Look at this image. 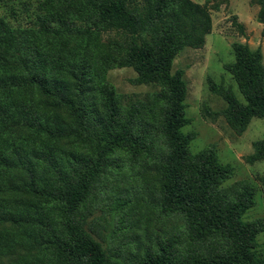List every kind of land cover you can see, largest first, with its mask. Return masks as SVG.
I'll use <instances>...</instances> for the list:
<instances>
[{"label": "trees", "instance_id": "16d2710c", "mask_svg": "<svg viewBox=\"0 0 264 264\" xmlns=\"http://www.w3.org/2000/svg\"><path fill=\"white\" fill-rule=\"evenodd\" d=\"M139 1L0 0V264H264L254 251L262 226L242 220L252 190L220 187L231 168L211 147L192 155L181 131L186 82L171 67L202 45L207 9ZM110 31L118 40L102 43ZM231 47L225 69L244 102L212 90L240 134L264 118V64L259 49ZM126 67L135 85L159 88L144 103L123 104L107 81L108 70ZM252 146L249 160H263L264 140ZM127 163L151 172L150 204L176 224L163 242L136 236L128 257H113L87 231L85 212Z\"/></svg>", "mask_w": 264, "mask_h": 264}, {"label": "rangeland", "instance_id": "374dc122", "mask_svg": "<svg viewBox=\"0 0 264 264\" xmlns=\"http://www.w3.org/2000/svg\"><path fill=\"white\" fill-rule=\"evenodd\" d=\"M190 1L206 7L210 27L201 46L184 48L172 63V72L183 70L186 82L184 117L188 123L181 131L192 136L188 145L192 155L211 147L217 162L231 168V176L220 187L231 190L241 184L252 190L253 204L242 215V220L261 224L254 251L264 258V159L249 160L254 152L253 143L264 140V118H252L242 133H236L221 114L226 102L212 90V87L230 90L244 102L236 82L225 69V65L235 60L232 44L246 45L250 50L259 49L264 64V23L257 20L258 0ZM116 39L118 34L113 31L101 35L102 43ZM134 78V71L128 67L106 73L107 81L125 105L136 100L144 103L159 90L152 85H135ZM116 175L114 171L113 176ZM150 175V171H144L138 164H125L122 174L108 181L102 195L95 194L94 206L85 212L88 213L85 218L87 231L113 257H128L126 245L132 247L136 236L146 234L154 238L158 234L163 242L175 227L174 219L154 207L152 199L158 197L155 194L157 186ZM124 200L130 202L124 205Z\"/></svg>", "mask_w": 264, "mask_h": 264}]
</instances>
